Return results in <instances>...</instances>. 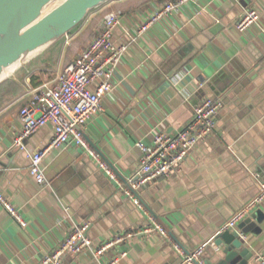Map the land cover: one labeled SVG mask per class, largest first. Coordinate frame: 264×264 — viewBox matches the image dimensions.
Wrapping results in <instances>:
<instances>
[{
  "label": "crops",
  "instance_id": "0c3cea01",
  "mask_svg": "<svg viewBox=\"0 0 264 264\" xmlns=\"http://www.w3.org/2000/svg\"><path fill=\"white\" fill-rule=\"evenodd\" d=\"M163 1L168 0L103 3L69 35L73 38L60 41L56 61L51 52L60 42L8 78L16 83H0L6 99L0 104V193L26 222L20 226L0 204V264H41L83 221L94 245L134 232L101 255L94 247L66 254L63 264H104L121 251L125 254L116 264H177L182 254L153 229L151 218L187 253L211 239L259 191L264 181V0L187 1L139 31ZM250 7L257 20L236 29V20ZM115 9L121 17L112 38L125 48L101 109L90 115L82 133L118 180L68 143L44 153L45 182L38 184L28 171L30 154L48 142L52 127L25 135L21 148L13 150L21 132L17 112L32 87L53 82L63 62L80 53L90 39L84 32L100 29L103 16ZM68 45L71 55L65 54ZM204 96L222 101L215 129L191 147L169 177L137 187L143 204L137 207L122 190L137 177L141 152L135 142L149 144L158 132L175 133ZM147 226L152 227L148 232L134 234ZM226 231L242 234L252 256L264 255V200Z\"/></svg>",
  "mask_w": 264,
  "mask_h": 264
},
{
  "label": "built area",
  "instance_id": "2783aa9c",
  "mask_svg": "<svg viewBox=\"0 0 264 264\" xmlns=\"http://www.w3.org/2000/svg\"><path fill=\"white\" fill-rule=\"evenodd\" d=\"M193 0H168L158 4L149 18L144 22L139 31L147 28L150 22L170 12L179 4ZM121 11L111 10L103 16L100 30L82 48L75 60L68 63L61 74L53 82H42L32 87L26 103L20 106L17 118L21 125V132L14 141L22 143V138L36 132L46 124L52 127V135L48 142L39 150L30 154L29 173L38 184L45 182V176L41 168V159L49 149L60 145L74 143L85 151L105 174L118 180L114 171L94 150L82 133V127L90 115L101 109L100 101L104 93L111 88L112 71L119 61L124 45H116L112 34L114 27L119 23ZM258 18L254 7L248 8L235 22V28L243 30ZM218 97L204 96L200 98L192 108L189 121L172 134L158 132L152 142L147 144L138 140L135 145L141 152L136 170V179L129 181L122 187L124 194L130 197L132 202L142 208L143 204L135 193L137 187L150 179L157 177L167 178L180 165L187 152L197 142L204 140L216 127V113L221 106ZM264 200V181L260 182L259 191L251 200L242 207L220 227L216 233L233 230L238 223L248 216L252 209ZM0 204L20 226H25L19 210L0 193ZM153 229L167 237L173 248L182 254L177 264H204L202 253L206 245L213 244V237L193 250L183 253L179 245L167 234L165 229L153 218ZM88 221L75 224L64 239L41 259V264H63L66 254H77L85 248L94 247V254L101 255L114 244L123 241L133 235L130 231L125 235H114L108 240L93 244L87 234ZM152 227L138 229L134 234L148 232ZM241 237H244L240 234ZM124 251L112 255L104 264H116ZM255 261L264 264V255L254 256Z\"/></svg>",
  "mask_w": 264,
  "mask_h": 264
},
{
  "label": "water",
  "instance_id": "95a60500",
  "mask_svg": "<svg viewBox=\"0 0 264 264\" xmlns=\"http://www.w3.org/2000/svg\"><path fill=\"white\" fill-rule=\"evenodd\" d=\"M107 1L0 0V83L26 70L31 60L68 37L93 9ZM218 27L215 24L212 31ZM6 70L11 71L3 76ZM201 256L204 264L257 262L240 235L228 231L214 234L212 246L206 245Z\"/></svg>",
  "mask_w": 264,
  "mask_h": 264
},
{
  "label": "trees",
  "instance_id": "16d2710c",
  "mask_svg": "<svg viewBox=\"0 0 264 264\" xmlns=\"http://www.w3.org/2000/svg\"><path fill=\"white\" fill-rule=\"evenodd\" d=\"M96 9V8H95ZM91 30V29H90ZM100 29H98L97 31H93V30H91V33L90 34H93L92 36H91V38L99 31ZM90 38V39H91ZM89 39V40H90ZM62 46H63V43L62 42H60L54 49H53V51L51 52V54H52V57H53V59H54V61H56L57 60V58H58V55H59V53H60V51H61V48H62ZM71 48V46H67V48H66V50H65V54H70L71 55V52H70V49ZM75 58H76V56L75 57H71L67 62H63V65H62V70H64V68L66 67V65L68 64V63H70V62H72V61H74L75 60ZM31 80H32V78H31ZM1 83H16V81H14L13 79H8V80H6V81H3V82H1ZM6 99L4 98V95H2V93L0 94V104L1 103H3L4 101H5ZM23 105V104H22Z\"/></svg>",
  "mask_w": 264,
  "mask_h": 264
},
{
  "label": "rangeland",
  "instance_id": "374dc122",
  "mask_svg": "<svg viewBox=\"0 0 264 264\" xmlns=\"http://www.w3.org/2000/svg\"><path fill=\"white\" fill-rule=\"evenodd\" d=\"M84 33L88 34V37L91 38V37H90V36H91V34H90V33H91V30H86ZM73 37H74L73 35L69 36V38H73ZM72 41H73V40H70V44H69V45H71V44L73 45ZM69 45H68V46H69Z\"/></svg>",
  "mask_w": 264,
  "mask_h": 264
},
{
  "label": "bare ground",
  "instance_id": "6f19581e",
  "mask_svg": "<svg viewBox=\"0 0 264 264\" xmlns=\"http://www.w3.org/2000/svg\"><path fill=\"white\" fill-rule=\"evenodd\" d=\"M10 71H11V70H6V71L4 72V74H3V76H4V75L6 76L7 74H9Z\"/></svg>",
  "mask_w": 264,
  "mask_h": 264
}]
</instances>
